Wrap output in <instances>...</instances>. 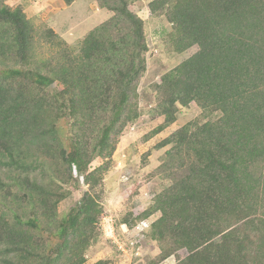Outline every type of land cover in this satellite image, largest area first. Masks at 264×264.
I'll return each instance as SVG.
<instances>
[{
	"label": "trees",
	"instance_id": "trees-1",
	"mask_svg": "<svg viewBox=\"0 0 264 264\" xmlns=\"http://www.w3.org/2000/svg\"><path fill=\"white\" fill-rule=\"evenodd\" d=\"M99 1L113 16L79 55L41 69L25 12L0 6V264H85L101 237L97 189L141 116L149 48L133 0ZM150 11L172 25L173 53L198 51L161 78L164 122L147 139L176 122L179 106L196 103L204 120L157 145L169 147L158 173L170 185L118 225L150 222L140 231L160 247L150 264L182 250L176 264H264V0H153ZM80 179L87 189L60 219Z\"/></svg>",
	"mask_w": 264,
	"mask_h": 264
},
{
	"label": "rangeland",
	"instance_id": "rangeland-1",
	"mask_svg": "<svg viewBox=\"0 0 264 264\" xmlns=\"http://www.w3.org/2000/svg\"><path fill=\"white\" fill-rule=\"evenodd\" d=\"M152 1L133 0L129 5L130 11L144 21L149 48L146 56L147 72L138 88L141 116L120 137L113 156V166L106 174L103 186L97 189L104 208L100 224L101 237L88 252L85 264H96L98 261L104 264H150L160 254L159 245L146 235H139L141 230L128 232L118 224L131 210L136 214L141 213L157 193L170 185L165 175L158 173V167L169 147L160 149L157 145L187 123L204 120L202 110L196 103L186 108L179 106L176 122L162 133L147 139V135L164 122V118L158 116L155 110L158 104L157 86L161 84V78L198 51L197 47H193L181 54L172 52L168 38L172 25L163 13H151ZM3 5L12 9L22 8L32 23L34 64L39 69L43 68V64L55 66L64 62L62 54L79 55L86 36L113 16L112 12L100 7L99 0H74L71 5H67L64 0H0V6ZM48 30L54 32L55 43L47 37ZM58 42L64 45L60 46ZM56 90H59L58 87L51 89L52 92ZM100 163L96 161L93 166ZM73 176L77 177V173L73 172ZM80 185L77 190L71 189L72 195L59 205L60 219L81 200L87 187L82 179ZM146 224L148 228L145 231L149 232L150 222ZM187 255L182 250L160 264H176Z\"/></svg>",
	"mask_w": 264,
	"mask_h": 264
},
{
	"label": "clouds",
	"instance_id": "clouds-1",
	"mask_svg": "<svg viewBox=\"0 0 264 264\" xmlns=\"http://www.w3.org/2000/svg\"><path fill=\"white\" fill-rule=\"evenodd\" d=\"M122 227L125 228L126 230H128V232H129V229H128V227L126 225L122 224ZM147 228H148V225L146 223H143V224H141V226H139L137 228V230H141L142 231V230L147 229ZM139 235H140V232H139Z\"/></svg>",
	"mask_w": 264,
	"mask_h": 264
}]
</instances>
